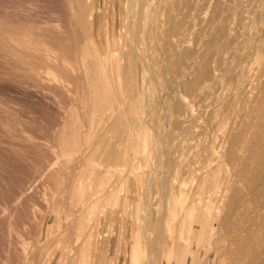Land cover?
Here are the masks:
<instances>
[{
	"label": "bare ground",
	"instance_id": "bare-ground-1",
	"mask_svg": "<svg viewBox=\"0 0 264 264\" xmlns=\"http://www.w3.org/2000/svg\"><path fill=\"white\" fill-rule=\"evenodd\" d=\"M148 1L150 11L146 17L152 20V28H158L159 19L164 17L165 30L160 43L168 41L164 54L169 65L165 69L162 65H153L152 75L145 67L141 82L146 114L155 135L152 144L156 148L146 196L150 197L151 184L161 177L159 186L164 201V216L153 219L144 208L141 220L142 227H165L166 221L168 227H173L179 209L186 203L185 198L171 195L172 183L169 185L170 176L179 167L177 158L176 161L173 157L178 150L194 148L193 157L211 162L202 178L196 177L198 183L208 174L214 173L215 178L223 166L230 169L227 165L232 166L231 175L242 177L246 166L237 170L232 145L247 146L249 142L243 133L250 132V125L263 127L256 150L257 154L264 155V0H166L160 11L157 5L161 0ZM135 3L137 6V0ZM64 5V0H58L48 6L49 11L59 15L58 28L42 27L43 22L18 15L0 24V39L5 40L0 52V97L22 100L46 123L42 132L27 129L28 136L18 137L16 143L7 140L9 147L0 148V162L5 160L19 170L34 166L42 170L43 179L35 182L30 177L20 187H13L15 194L9 198L21 196L26 209L28 201H34V211L27 213L34 216L29 238L39 244V249L24 253L26 259L37 260L35 264H41L40 259L42 264H50L54 255L58 256L57 264L66 258H70L69 264L90 263L91 232L98 211L102 204H115L118 197V187L107 198H104L105 190L119 169L132 168L134 164L133 92L138 91L139 85L133 90V60L130 65H118L117 56L108 54L98 64L97 77L84 83L89 78V56L81 47V35L72 34L67 25ZM77 17L80 23L84 19ZM154 45L147 44V47L150 50ZM255 64L260 65L257 70ZM17 70L24 73L23 87L12 81L18 77ZM231 77L236 79L237 102L246 107L249 120H236L228 128L225 125L239 116L232 108L228 110L230 104L222 86ZM159 112L164 115L162 123L158 120ZM4 113V110L0 112V124L8 121ZM207 113L212 118L209 125L202 126L200 120ZM74 126L77 136L72 138ZM199 136H202L200 140L204 138L203 143L191 147L190 143ZM217 148L220 161L210 158V151ZM261 164L264 168V162ZM190 167L186 173L191 176L195 170ZM11 173L12 170L5 168L0 171L9 183ZM262 182L264 186V177ZM248 184L252 187L254 182ZM196 186L191 190L193 195L198 189ZM230 190L223 226L237 214H258L264 209V204L254 209L243 206L241 191L236 187ZM11 214L16 216L18 211L13 209ZM211 216L215 220L216 216ZM22 222L18 217L13 227H19ZM143 240L147 245L144 232ZM237 248L242 253L243 242H237ZM153 250L156 254L148 264H154L161 251L157 246ZM248 253L247 258L238 262L264 264V249L258 254L248 248Z\"/></svg>",
	"mask_w": 264,
	"mask_h": 264
},
{
	"label": "rangeland",
	"instance_id": "rangeland-1",
	"mask_svg": "<svg viewBox=\"0 0 264 264\" xmlns=\"http://www.w3.org/2000/svg\"><path fill=\"white\" fill-rule=\"evenodd\" d=\"M57 1L58 0H0V24L6 21L8 22V17L18 15L23 16L26 20L41 21L43 22L40 23L42 27L49 25L58 28L60 25L58 22L59 15L56 12L53 13L49 11L48 8L50 4H54ZM64 1L67 25L72 34L77 33L81 35V47L84 53L89 56L87 72L89 78H85L84 83L87 84L89 79L92 80L97 77L99 69L98 64L101 63L100 61L103 57L105 58L108 54H115L118 59V65H130L129 62L133 60V74L135 75L133 76V90H135L136 84L139 85L138 91L136 93L133 92L134 164L132 168L122 167L119 169L120 171L115 174L105 190L104 198H107L118 187V197L115 204H102L98 211L99 214L94 221L91 232L92 241L89 249L90 263L88 264H103L105 258H107L109 264H113L114 258L118 260L119 264H133V254H135L134 264H148L150 257L156 254V251L153 250L156 246L160 248L161 251L156 256L154 264H241L240 262L249 256L248 248H252L253 251H256L258 254L262 253L264 249V209L260 210L258 214H252L251 212L247 214H237L232 218H228L225 226L222 225V221H224L227 216L226 211L228 209L227 207H229L228 199L230 198L229 194L231 193V187H236L241 191L244 200L242 203L243 206H249L251 209H254L264 204V194L262 193L264 189L262 182L264 168L259 165V163L261 164V162H264V155L257 154L258 151L256 150L258 143L257 139L263 127H261L260 124H258L259 126L250 125V132L246 134L247 131H244L243 136L245 140L249 142L246 147L232 145L233 155L237 157L235 161V164H238V168L236 167L237 170H241L243 166H246L245 168L247 171L243 172L244 174L242 177L234 174L231 175V171L229 172V170H233L232 166L227 165L230 169L223 166L221 173L215 174V178L213 177L214 173H212V175L208 174L203 178V182L199 181L198 183L196 177L202 178V175L208 170L211 162L193 157L194 148L191 150L193 153L187 150L184 152L178 150L173 157L175 160L177 158L178 161H176L179 163V167H177L175 172L170 176L169 185L172 183L171 195L185 198L186 203L183 208L179 209L177 220L174 222L173 227H168L167 221L165 222V227H142L141 217L144 214V208L153 219H158L162 215L164 216V212L162 211L164 201L159 186L161 177L151 184V200L150 197L146 196L149 190L148 174L153 168L151 166L153 165L152 155L156 148L152 144L155 135L146 114V96L141 85L145 77V67L149 71L148 74L152 75L154 73L153 65H162L164 69L166 65H169L165 61L164 54L168 46V41L160 43L161 34L163 30H165L162 23L164 17L159 19V27L154 29L152 28L154 26L152 20L146 17V14L150 11L147 4L149 3L148 0H137V6L134 5L136 4L135 0H121L120 20L116 23V26H119L121 30L122 45H120L117 39L118 43H116L118 46H116L115 49L113 48L111 51L103 52L99 48V45L94 42L91 35L89 0ZM153 2L155 3L154 0ZM165 3L166 0H161V3L159 2L157 5V9L160 11L162 9L161 6H164ZM76 15L81 18L84 17L85 20L81 19L83 25H81L82 22L80 23L78 21ZM88 22L89 26H87ZM25 24H27V22ZM169 37L170 41L171 36ZM172 39L175 40V38ZM166 40H168V38ZM4 41L5 40L2 38L0 39V52L2 46L5 45ZM152 43H155V45L149 50L147 44ZM138 50L140 51L139 53ZM158 53L161 57H157V55L159 56ZM141 57H144V60L141 59ZM148 58H152V61H149ZM1 66L2 65H0V67ZM258 67H260L259 64L254 65L255 70H257ZM16 74H18V77L12 81L16 86L23 87L24 84L22 82L24 81V73L21 70H17ZM235 81V77H231L222 84L230 104L228 110L232 108L239 113V116H236L237 119L235 117L231 123L225 125L228 128L232 127L233 122L236 120L242 122H247L249 120L246 107L242 102H237V95H235L234 88ZM0 110V112L4 110V114L6 118H8V121H2V125L0 124V145L4 144L0 146V148L9 147L6 144L7 140L9 143H16L19 138L28 136L27 129H37L39 132L45 129V120L41 118L29 104H26L20 99L0 97ZM157 116L159 122L162 123L165 121L162 112H159ZM211 118V114H205L202 117L205 121L200 120L202 123L201 125H209ZM76 132L77 128L74 126V128H72V138L77 136ZM51 134H54V131H52ZM163 135H165V133ZM202 136L205 137L206 135ZM202 136H199V139H197L200 142H197V140L191 142V147H195L197 143H203L204 138L200 140ZM9 137L11 139H8ZM1 140H4V143H2L3 141L1 142ZM219 151V148L210 151V158L220 161L221 156L218 154L220 153ZM176 155H178V157ZM191 157L192 160H190ZM236 157H234V159H236ZM189 165H191V167ZM189 167L195 170V174L190 176L186 173ZM2 168L10 169L13 173L10 175L12 179L10 183L7 182L4 176L0 175V264H35L38 261H32L31 258L30 260L26 259L24 253L26 250L35 253L39 249V244H36L29 238V234L31 233L30 224L33 222L34 216H32V214L28 216L27 213L30 211L32 212V210L34 211L32 206L34 201H28L26 209V206H24L25 201L23 202L21 196L11 200L9 198L15 194L12 188L20 187L22 182L29 180L30 177H33L35 182L40 181L43 177L41 173L42 170L38 166L19 170L18 168L12 167L11 164L9 165L5 160L0 162V171ZM246 179L247 183L245 182ZM124 182H126L125 186L121 188ZM249 182H254L252 187L249 186ZM130 186L132 188V194L129 193ZM195 186L196 189L198 188L199 190H194L195 194L193 195L191 190ZM208 190L209 192H207ZM205 198L206 201L204 200ZM13 209L18 211V215L13 216L11 214V210ZM112 213H115V217H113L112 220L111 216H107L106 218L107 214L110 215ZM121 213L123 216L120 215ZM211 215L216 216L215 220ZM125 216H128L127 219H129V221L131 220L132 225L128 224V227H132L133 231L132 233H128L127 236V239L130 238L131 240L130 244L126 248H120L122 236L120 231L121 218ZM167 216L165 218L166 220L169 218V216ZM18 217H20L23 222L19 227H13V223ZM217 218L220 219L219 222ZM110 220L114 222L113 230L110 231V233L98 230L99 228L101 229V227L106 228ZM52 222L53 218L50 221V225L53 224ZM143 232L147 238V245L143 240ZM236 241L238 243L240 241L243 242L242 253L238 252ZM107 242L112 243V247L107 249L105 247ZM113 245L117 247L113 248ZM105 252L108 255H106ZM236 254L239 256H236ZM130 256L132 257L131 260ZM232 256L234 257L232 258ZM259 257L262 258L263 256L261 255ZM57 259L58 256L54 255L50 264H57ZM238 260L240 262H238ZM39 261L42 264L41 259ZM69 262L70 258H66L59 264H69Z\"/></svg>",
	"mask_w": 264,
	"mask_h": 264
},
{
	"label": "crops",
	"instance_id": "crops-1",
	"mask_svg": "<svg viewBox=\"0 0 264 264\" xmlns=\"http://www.w3.org/2000/svg\"><path fill=\"white\" fill-rule=\"evenodd\" d=\"M121 4V0H89L91 35L94 42L99 45V48L103 52H108L109 50L111 51L113 48L115 49L116 46H118V42L122 45L121 30L119 26H116V23L120 20ZM117 39L119 40L118 42ZM129 193L132 194L131 186L129 187ZM120 215L123 216L122 213ZM107 216H111L112 220L113 217H115V213L110 215L107 214L106 218ZM127 218L128 216L121 218L120 231L122 236L120 240V248H126L131 241L130 238L127 239V236L128 233H132L133 231L132 227H128V224L132 225V223L131 220L129 221ZM111 220L110 223L106 225V228L101 227V229L99 228L98 230L110 233L114 227V222ZM111 244L112 243L107 242L105 247L108 249L112 247ZM113 246V248L117 247L115 245ZM105 254L108 255L106 252ZM103 264H109L107 262V258H105ZM113 264H119L118 260L114 258Z\"/></svg>",
	"mask_w": 264,
	"mask_h": 264
}]
</instances>
